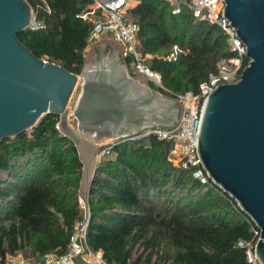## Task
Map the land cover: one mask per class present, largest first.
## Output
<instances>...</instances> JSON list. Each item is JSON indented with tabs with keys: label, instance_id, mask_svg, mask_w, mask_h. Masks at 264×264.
<instances>
[{
	"label": "trees",
	"instance_id": "trees-1",
	"mask_svg": "<svg viewBox=\"0 0 264 264\" xmlns=\"http://www.w3.org/2000/svg\"><path fill=\"white\" fill-rule=\"evenodd\" d=\"M27 2L38 26L19 40L35 56L80 74L92 24L78 15L91 0ZM130 12L139 24L138 48L172 97L197 92L217 61L231 55L218 26L186 11L173 14L163 0H141ZM57 121L43 115L29 135L0 141V264L25 249L38 259L65 253L82 217V164ZM171 146L153 135L118 139L102 157L87 197V245L109 264H246L237 242L250 238L247 215L219 187L201 184L193 169L173 166Z\"/></svg>",
	"mask_w": 264,
	"mask_h": 264
},
{
	"label": "water",
	"instance_id": "water-1",
	"mask_svg": "<svg viewBox=\"0 0 264 264\" xmlns=\"http://www.w3.org/2000/svg\"><path fill=\"white\" fill-rule=\"evenodd\" d=\"M223 14L250 61L239 80L218 85L206 98L196 148L211 182L261 229L256 255L264 264V0H225ZM32 24L27 0H0V141L32 128L43 115H56V128L74 144L82 164L78 197L88 213L98 145L104 136L118 139L127 134L119 128L81 127L87 87L72 111L68 103L84 72L75 74L35 56L18 38ZM104 89L108 92L100 107L118 124L123 111L118 89ZM73 119L80 127L69 124Z\"/></svg>",
	"mask_w": 264,
	"mask_h": 264
},
{
	"label": "built area",
	"instance_id": "built-area-1",
	"mask_svg": "<svg viewBox=\"0 0 264 264\" xmlns=\"http://www.w3.org/2000/svg\"><path fill=\"white\" fill-rule=\"evenodd\" d=\"M140 1L138 0L137 3ZM163 1L170 6L173 14L186 11L197 21L218 26L226 34L231 55L222 57L217 61L215 71L210 73L208 78L199 84L197 92L187 91L174 95V98L181 106V111L175 124L168 127L148 126L119 139H139L153 135L160 140L171 141L172 146L168 152V160L172 165L183 169H193V177L198 179L201 184H213L202 166L196 148L197 132L204 103L208 95L218 85L239 80L250 59L246 56L245 44L238 38L235 29L223 14L225 0ZM132 6L134 5H131V0H116L106 4L100 0H91L87 9L78 16L92 24V29L87 39L88 43L97 41L105 33L112 34L122 44L123 56L128 59L133 71L145 76L161 87V75L150 68L146 62V56L138 48L139 40L137 34L139 24L132 15L129 17L123 16L124 12H127ZM37 26L38 23L33 17L31 28ZM117 140L108 142L97 157L102 158L108 155ZM2 175L4 176L5 173L3 172ZM79 204L83 211L82 217L75 221L65 253L61 255L47 254L37 264H77V260L80 261V264H109L103 260L100 251L95 252L87 245L86 229L89 212H85L84 204L80 199ZM237 206L242 211L238 203ZM246 219L249 224L250 238L248 240L239 239L237 245L245 251L246 264H262L256 255V245L261 239V229L250 216L247 215ZM15 264L28 263L24 257H20Z\"/></svg>",
	"mask_w": 264,
	"mask_h": 264
},
{
	"label": "crops",
	"instance_id": "crops-1",
	"mask_svg": "<svg viewBox=\"0 0 264 264\" xmlns=\"http://www.w3.org/2000/svg\"><path fill=\"white\" fill-rule=\"evenodd\" d=\"M83 56L84 77H80L81 89L73 107V109L76 107L87 87L89 94L82 109L81 127L119 128L122 135H128L148 126L168 127V123L172 122L173 119L166 109L170 102L169 98L156 92L148 83L149 79L133 71L131 64L123 56L122 44L112 34L105 33L97 41L88 43L83 50ZM104 85L107 88L118 89L119 104L123 109L118 124H115L111 116L100 107L105 103V92H108ZM69 124L73 128L80 127L76 119L70 120ZM109 139L113 138L104 136L103 142ZM77 261V264H80V261Z\"/></svg>",
	"mask_w": 264,
	"mask_h": 264
},
{
	"label": "rangeland",
	"instance_id": "rangeland-1",
	"mask_svg": "<svg viewBox=\"0 0 264 264\" xmlns=\"http://www.w3.org/2000/svg\"><path fill=\"white\" fill-rule=\"evenodd\" d=\"M130 9H132V7H130L127 12H124V14H123L124 17H129L131 15ZM148 83L150 84V86L155 88L156 92H158L160 94L162 93V95L164 97L169 98L170 102L166 105V109L169 112L168 114L170 115V118L173 119V120H172V122L170 124L168 123L167 126H171V125L175 124L176 120H177V118H178V116L180 114V111H181L180 104L178 103V101L174 97H172L168 93L162 92L160 86H157L156 84H154L150 80H148ZM80 89H81V80L79 79V82H78V84H77V86H76V88H75V90H74V92H73V94H72V96L70 98V101L68 103V108H69L70 111L73 110V107H74V104H75V102L77 100V97H78V94L80 92ZM158 107H159V105L157 106V111H158ZM30 133H31V129H28L27 130V134L29 135ZM113 140H116V139H111V140L109 139V140H106V141L100 143L98 145L97 156H98L99 152L108 144V142L113 141ZM24 159H25V157L19 158L18 160H19V162H21ZM101 160H102V158H98L97 157L96 166L98 165V163ZM2 174H3V172H1L0 175H2ZM20 257H24L25 261L28 264H37L39 262V260H40L38 258L32 257L31 254H30V251L28 249H25L23 251H19V252L15 253L14 255L8 256L7 259H6V264H15V263H17V261L19 260Z\"/></svg>",
	"mask_w": 264,
	"mask_h": 264
},
{
	"label": "bare ground",
	"instance_id": "bare-ground-1",
	"mask_svg": "<svg viewBox=\"0 0 264 264\" xmlns=\"http://www.w3.org/2000/svg\"><path fill=\"white\" fill-rule=\"evenodd\" d=\"M121 77V76H120ZM124 77V76H123ZM118 79V78H117ZM120 80H121V78H120ZM86 82H87V79H86Z\"/></svg>",
	"mask_w": 264,
	"mask_h": 264
}]
</instances>
